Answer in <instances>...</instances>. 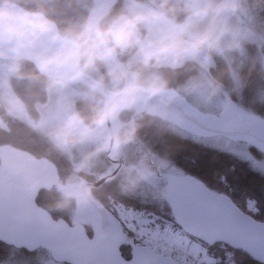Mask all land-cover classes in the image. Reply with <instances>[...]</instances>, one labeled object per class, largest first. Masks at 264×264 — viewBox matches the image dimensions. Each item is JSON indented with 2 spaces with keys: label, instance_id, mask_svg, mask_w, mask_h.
<instances>
[{
  "label": "clouds",
  "instance_id": "obj_1",
  "mask_svg": "<svg viewBox=\"0 0 264 264\" xmlns=\"http://www.w3.org/2000/svg\"><path fill=\"white\" fill-rule=\"evenodd\" d=\"M258 7L264 0H0V119L23 120L67 157L55 207L88 199L86 178L101 165L126 193L154 175L147 153L128 152L140 129L169 94L211 102L226 76L239 87L245 46L264 49Z\"/></svg>",
  "mask_w": 264,
  "mask_h": 264
},
{
  "label": "water",
  "instance_id": "obj_2",
  "mask_svg": "<svg viewBox=\"0 0 264 264\" xmlns=\"http://www.w3.org/2000/svg\"><path fill=\"white\" fill-rule=\"evenodd\" d=\"M172 109L178 111L180 119L204 131L226 137L236 134L224 126L210 129L195 116L185 114L170 96L161 98L159 112ZM115 173L97 179L92 188ZM167 180V207L178 229L205 245L221 243L264 264L263 222L191 175L168 176ZM58 181L57 169L47 158L0 144V243L25 252L41 249L51 260L63 264H176L151 251H133L124 259L119 250L123 244L119 221L90 197L84 201L98 215L90 236L81 223L53 219L37 204L36 197L39 191L50 190Z\"/></svg>",
  "mask_w": 264,
  "mask_h": 264
},
{
  "label": "trees",
  "instance_id": "obj_3",
  "mask_svg": "<svg viewBox=\"0 0 264 264\" xmlns=\"http://www.w3.org/2000/svg\"><path fill=\"white\" fill-rule=\"evenodd\" d=\"M254 16L256 26L258 28L264 27V7L255 9ZM216 63L218 68L223 66L222 61L218 58ZM215 72L214 69L213 74ZM262 80L259 71L258 73L253 71L249 74V70H242L238 77L239 87H234L232 80L227 76L225 77L223 94L229 103L252 113L264 123V99L260 100ZM16 90L19 91L18 88ZM1 121L4 123V128H0V144H9L27 151L35 157L47 158L57 169L58 183L65 181L71 172V165L65 156L51 150L40 133L24 122L10 117H4ZM138 135L142 137L147 148L156 156L168 159L178 168L200 180L211 190L229 197L244 213L264 223V174L253 170L246 162L231 154L183 138L165 127L159 130H150L143 126ZM250 151L255 156L261 157L262 155L255 147H250ZM115 181V179L107 180L97 190L101 198L98 201L102 206L107 209H114V206L120 204L127 208L130 207L136 212H141L143 215L148 214L147 217L156 216L154 222L162 220L163 226L166 224L172 228H177L171 219L165 201L156 203L149 200H137L138 198L131 195L130 200H122L123 195L115 188ZM57 199L58 196L52 188L48 191H39L36 202L46 209L53 219L62 218L70 223L65 216L66 210L63 212L55 207ZM91 232V229L86 227L88 236L91 235ZM123 236L125 243L120 246L119 250L121 256L128 259L133 252L132 246L136 247L139 240L135 239L133 232L128 230L123 231ZM197 242L203 246L205 253L213 258L211 263L201 264H260L239 249H231L221 243L205 245ZM11 250L15 249L0 243V262L8 261L10 253L13 252ZM17 251L21 253L22 259L31 264L34 262L33 252ZM36 251L47 253L41 249Z\"/></svg>",
  "mask_w": 264,
  "mask_h": 264
},
{
  "label": "rangeland",
  "instance_id": "obj_4",
  "mask_svg": "<svg viewBox=\"0 0 264 264\" xmlns=\"http://www.w3.org/2000/svg\"><path fill=\"white\" fill-rule=\"evenodd\" d=\"M262 54H264V49L258 50L256 44H248L245 46L243 55L238 57V61H241L242 64L240 66L236 64L233 65L238 80L242 70H249L251 61L255 60L257 62L255 72L258 73L259 71L263 79L260 100L264 99V72L261 71L259 65V59ZM168 96L178 101L181 99L182 106L184 104L186 106L185 109L190 112L193 110L195 114L200 115L206 127L212 129L217 126H224L240 132L234 137H226L211 132H199L197 128H192L194 133L191 137L180 135L211 149L231 154L246 162L253 170L264 174V140H261L264 139V123L259 120L258 117L229 103L225 99L223 92L211 102L198 101L192 96H184L182 94H169ZM164 120L168 122H164L163 127L169 128V130L176 133V129L170 128L177 122L174 115ZM20 121L24 122L23 120ZM25 124L28 125L27 123ZM0 128H4V123L1 119ZM250 147H255L260 151L262 153L261 157L255 156L250 151ZM137 148V145L130 146L128 149L129 154L132 155ZM156 161L155 158H152L153 163H156ZM158 170L161 174L165 173L170 176L182 172L181 169L174 166L166 168L161 164L160 160ZM98 171L104 174L109 170L104 171V168H99ZM68 176L65 178V181ZM64 182L57 183L54 186L53 190L57 196H59L58 190ZM139 194L144 195L145 198L149 199L151 202H166L165 180L162 177H157L154 172V175H151L146 181L142 182L134 192L130 193L131 196H136L137 198H139ZM117 208L119 219L123 221L129 231L133 232L134 238L139 240V244H136L133 250L138 252L151 251L159 253L160 247L166 245V247L179 255V260L183 264H201L211 263L213 261V258L205 253L201 244L187 236L180 229L172 228L166 224L163 226L161 223L162 220L154 222L156 216L152 219V217H147V214L143 215V213L136 212L123 205H117ZM62 211L64 212V210ZM65 216L69 219L70 223H85L93 227L97 220V215L83 201L75 203L71 209H67ZM11 251L13 252L10 253L8 261L0 262V264H31L27 260L21 258V253L19 251ZM32 258L34 261L32 264H63L54 262L51 260L48 253L45 254L42 251H33Z\"/></svg>",
  "mask_w": 264,
  "mask_h": 264
},
{
  "label": "flooded vegetation",
  "instance_id": "obj_5",
  "mask_svg": "<svg viewBox=\"0 0 264 264\" xmlns=\"http://www.w3.org/2000/svg\"><path fill=\"white\" fill-rule=\"evenodd\" d=\"M171 97V96H170ZM172 98V97H171ZM174 99V98H173ZM174 101H175V103L177 104V105H179L180 107H181V109H182V111L185 113V114H187V115H191V116H195L202 124H204L203 123V120H202V118L200 117V115H198V114H195L194 113V111L192 110L191 112L190 111H188L187 109H185L186 108V106L183 104V106H182V100L181 99H179V101L178 100H176V99H174ZM171 115H174V118L176 119V123L175 124H173V126L172 127H170V128H172V129H176L177 130V134H182V135H186V136H190L191 137V135H193V129L192 128H197L193 123H191V122H189V121H187V120H184V119H180L179 117H178V111L176 110V109H172V110H168V111H166V112H159V116L152 122V123H148L147 122V120L145 121V123H144V126L145 127H147V128H149L150 130H159V129H162V128H164L163 127V125H164V122H168V121H166V120H164V119H169V117L171 116ZM201 118V119H200ZM205 125V124H204ZM175 126V127H174ZM191 126H193V127H191ZM206 126V125H205ZM169 129V128H168ZM198 130H199V132H207V131H204V130H202V129H199V128H197ZM172 131V130H171ZM235 132H236V134L234 135V136H236V135H238L240 132L238 131V130H235ZM175 133V132H174ZM182 135H180L181 137H183ZM183 138H185V137H183ZM259 139H261V138H259ZM191 140V139H190ZM261 140H264V139H261ZM137 147L139 148V150L141 151V152H144V153H147L148 155H149V158H150V161H151V164L153 163L152 162V158H155L157 161H156V163H153L152 164V168H154V172H155V174H156V176L157 177H162L164 180H165V190H166V188H167V183H168V180H167V177L168 176H170V175H167V174H165V173H163V174H161L160 172H159V170H158V166H159V160H160V162H161V164L162 165H164L166 168H170V167H172V166H174V167H177L175 164H173V163H171L168 159H166V158H162V157H159V156H156L154 153H152L148 148H147V146H146V144H145V142L143 141V139H142V137L141 136H139L138 135V144H137ZM136 150H134V152H135ZM157 162H158V164H157ZM168 163V164H167ZM158 165V166H157ZM100 169L101 168H103V166L101 165L100 167H99ZM98 168V169H99ZM178 168V167H177ZM180 169V168H179ZM109 171L108 172H106V173H104V174H102V175H100V176H98V177H96L94 180H93V178L92 177H90V178H86V179H88L89 181H92V182H95L97 179H99V178H101V177H104V176H107V175H110L112 172H114V170H113V168H109L108 169ZM182 170V169H181ZM116 175V173L112 176V177H110L109 179H107V180H112L113 179V177ZM182 175H190V174H188V173H186L184 170H182V172L180 173V174H174V175H171V176H182ZM107 180H104L102 183H104L105 181H107ZM102 185V184H101ZM101 185L100 186H98V187H96V188H92V191H91V196H90V198L97 204V205H99V206H101V207H104V206H102L101 204H100V202L98 201V200H101V198H100V195H99V192L97 191L100 187H101ZM114 185H115V188L121 193V195H123V199L122 200H130V193H126V192H121L120 191V189L118 188V186H117V181H115L114 182ZM134 197H136V196H134ZM141 197H143V198H141ZM166 204H167V199H168V194H167V190H166ZM137 198V197H136ZM103 200H104V198H103ZM108 200H111V199H108ZM120 200V199H119ZM137 200H149V199H146L145 198V196L144 195H142V194H139V198L137 199ZM150 200H158V199H150ZM160 200V199H159ZM83 202L87 205V203L83 200ZM118 205H120V204H118ZM41 206V205H40ZM88 206V205H87ZM42 207V206H41ZM89 207V206H88ZM90 208V207H89ZM105 208V207H104ZM128 208H130V207H128ZM91 209V208H90ZM105 209H107V208H105ZM92 210V209H91ZM108 211H110L115 217H116V219L119 221V228H120V232H121V235H122V237H123V243H125L124 242V236H123V231H126V230H128L127 229V227H126V225L123 223V221L121 220V219H119V216H118V208H117V206H114V209H112V208H108L107 209ZM169 210V209H168ZM95 214H96V212L94 211V210H92ZM97 215V214H96ZM148 215V214H147ZM155 216H153L152 217V219L154 218ZM97 222H98V215H97V220H96V223H95V226L93 227L92 225H90V224H85V223H81V224H83V226H84V228H85V231H86V227H89L90 229H91V231L93 232V230L95 229V227H96V225H97ZM129 231V230H128ZM91 232V233H92ZM2 244V243H1ZM4 245V244H3ZM6 246V245H5ZM8 247H11V246H8ZM11 248H13V247H11ZM13 249H15V248H13ZM132 249H134V246H132ZM15 250H22V249H15ZM132 251H135V250H132ZM28 253H31V252H28Z\"/></svg>",
  "mask_w": 264,
  "mask_h": 264
},
{
  "label": "built area",
  "instance_id": "obj_6",
  "mask_svg": "<svg viewBox=\"0 0 264 264\" xmlns=\"http://www.w3.org/2000/svg\"><path fill=\"white\" fill-rule=\"evenodd\" d=\"M162 247V246H161ZM159 249V254L170 258L171 260H173L176 264H183L180 260H179V255L171 250L170 248L166 247V245H163L162 249ZM158 253V252H157Z\"/></svg>",
  "mask_w": 264,
  "mask_h": 264
},
{
  "label": "bare ground",
  "instance_id": "obj_7",
  "mask_svg": "<svg viewBox=\"0 0 264 264\" xmlns=\"http://www.w3.org/2000/svg\"><path fill=\"white\" fill-rule=\"evenodd\" d=\"M52 188H54V186H53ZM52 188H51V189H52ZM51 189H50V190H51Z\"/></svg>",
  "mask_w": 264,
  "mask_h": 264
}]
</instances>
